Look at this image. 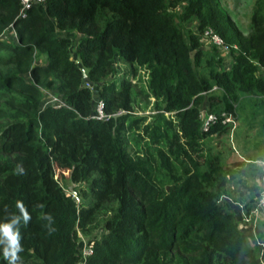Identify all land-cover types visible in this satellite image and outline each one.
Instances as JSON below:
<instances>
[{"label": "trees", "instance_id": "obj_1", "mask_svg": "<svg viewBox=\"0 0 264 264\" xmlns=\"http://www.w3.org/2000/svg\"><path fill=\"white\" fill-rule=\"evenodd\" d=\"M181 2L178 16L197 19L198 30L188 37L173 10ZM41 7L32 5L21 14L20 0H0L5 50L0 51L5 64L0 69V223L15 221L23 248L11 259L8 239L0 233V264H77L79 232L89 235L100 223L101 234L86 238L93 248L88 264L264 263L256 220L237 217L238 203L249 213L253 198L232 199L235 205L222 199L235 190L234 175L203 147L204 136L228 126L217 119L202 131L199 117L213 84L222 90L219 97L208 95L209 108L217 113L233 114L241 94L264 96V76L258 74L264 65L260 6L244 38L217 0H46ZM41 10L54 20V34ZM207 27L229 45L220 52L232 62L217 67L212 62L221 65L225 58L208 57L207 74H200ZM11 29L17 41L2 37ZM63 31L80 34L74 45ZM43 56L45 63L38 64L36 58ZM118 61L146 70L148 91L160 110L135 137L146 141L140 154L127 152L125 133L140 118L114 117L119 109L130 111L133 98L127 80L120 79L117 89L116 79L108 78L117 73ZM26 74L54 86L63 103L43 105L41 91ZM85 80L99 84L96 96ZM99 97L103 118L93 115ZM215 98L224 99L223 109L216 110ZM259 170L260 179L264 168ZM65 179L77 187L79 201L66 190ZM236 183L246 194L260 187L246 177ZM18 202L31 216L27 224ZM246 224L249 231L242 228Z\"/></svg>", "mask_w": 264, "mask_h": 264}, {"label": "rangeland", "instance_id": "obj_2", "mask_svg": "<svg viewBox=\"0 0 264 264\" xmlns=\"http://www.w3.org/2000/svg\"><path fill=\"white\" fill-rule=\"evenodd\" d=\"M218 4L224 13V15L229 19V21L233 24L237 32L242 36V38L246 37L248 34L251 33V27H252V15L257 6H260L262 9V12L264 14V0H217ZM183 9V3L181 2L177 7H175L173 10L176 12V19L178 20L179 24L184 29L185 34L188 37V34L190 31L197 32V19L196 18H190L187 20L181 19L178 16V13ZM41 12L44 14L45 23L47 30L54 34L55 28V22L52 20V18L48 17V15L45 13V11ZM14 29L7 30L3 32L2 37L5 40L13 39L17 41L15 31L13 34ZM62 35H70V38L73 42V45L76 42L77 37L80 35L76 31H70L61 32ZM202 52L200 54V60L201 64L197 66V69L199 70L200 74H207V71L209 69V64L207 63L208 57L216 58L218 55H222L225 60L221 65L217 64L216 61L212 62L213 66L217 67H228L230 63L232 62L231 59H229V54H221L220 50L210 46L205 45V43L202 41ZM0 51H5L0 48ZM74 54V52H72ZM44 56L42 58H36V62L38 64H43L45 61H43ZM229 59V60H228ZM5 64H0V69H4ZM117 73L113 75L112 77H108L109 79L115 78L116 82L115 85L117 89L120 87V79H125L130 83L131 86V95H132V108L130 111L119 109L118 115L121 113L127 114L128 120H130L132 117H139L140 121L135 122L130 130L126 131L128 140L126 142V150L131 155L140 154L142 153V150L144 148V144L146 141H137L135 137L137 135H143V126L145 123H150L152 120H154V117L158 115V111L155 108L156 102L154 96L150 94L148 91L146 80H147V73L146 70L143 67H140L136 65L135 63H128L123 61L117 62ZM258 74H261L264 76V65L260 66L258 69ZM26 78L32 82V78L26 74ZM42 79V78H41ZM88 80V79H87ZM90 82V88L92 89L93 96H96L98 94L97 89L99 87V84H95L92 81ZM46 80L42 79L39 82H34V84L39 88L41 91V100L42 104L48 103L51 101L52 103L59 102L62 103L63 100L60 98L61 95L59 92L56 91L54 86L47 85ZM100 85L102 82H100ZM85 85L86 80H85ZM213 86H216V88L209 89V93L204 94L205 99L200 104V111L208 112L213 111L210 110V101L208 99L209 94H214L216 97L221 96L222 90L215 84ZM211 92V93H210ZM102 98V97H100ZM214 102L216 103V110L223 109L224 108V99L222 98H215ZM96 100H94V106H96ZM164 114L168 117L173 118L176 120L175 115H173L169 111H165ZM234 122L231 126V128H227L225 131L221 133H213L208 134L204 136L203 138V147L207 151L210 156H212L214 159H218L225 168L229 169L231 173L234 175L233 183L235 190L233 191L231 189V196L227 197L228 195H222V199L226 200L227 202L230 201L231 205H235L234 202L231 199H238V197H242L243 195L246 197L245 199L248 201L249 198L247 196L246 189L239 188L240 185L236 183L237 179H240L243 173L246 175L249 174V179L246 177L247 181L250 182H259L260 179L252 177L251 174L259 175L258 173L261 171L260 168H264V164L261 161V158H264V96H255L250 94H241L239 98L237 99V102L234 103ZM128 123V122H127ZM145 135V133H144ZM255 157H260L255 159ZM236 158L243 159V163L247 165L245 166L247 170H241L242 165H234L232 162L235 161ZM253 158V159H252ZM253 161V163H250V161ZM250 164H253L252 167H250ZM240 166V167H239ZM254 175V176H255ZM65 184V188L69 192H76L77 193V187L71 185L66 179L61 180ZM259 185V183H257ZM240 191H242L240 193ZM243 194V195H240ZM250 199H255L257 195V191L253 190L250 191ZM231 198V199H230ZM252 203V202H251ZM238 211V210H237ZM240 215V213H237V217ZM264 219V216L257 217ZM256 219V220H257ZM240 221V219H239ZM242 224V223H241ZM262 227H261V226ZM258 232L261 233V237H264V224L260 223ZM103 230V224L100 223L97 225L96 229L92 231L89 235H84L82 232H79V238H88V236H99Z\"/></svg>", "mask_w": 264, "mask_h": 264}, {"label": "built area", "instance_id": "obj_3", "mask_svg": "<svg viewBox=\"0 0 264 264\" xmlns=\"http://www.w3.org/2000/svg\"><path fill=\"white\" fill-rule=\"evenodd\" d=\"M45 1L46 0H20V3H21L20 13L24 14L25 11L32 5H36L42 8L41 6L45 4ZM13 34H14V31H13ZM202 38L208 45H214L222 53L227 52L229 49V45L224 41L223 37L217 31H215L212 27H207L203 30ZM86 84L87 86H90L89 81H86ZM213 88H216V86H213L211 89ZM55 103L59 105V102H55ZM93 115L94 117H97V118H103L107 116L106 113L103 111V101L100 97L97 100V103L95 106V112ZM199 117L201 119L200 128L202 131L208 130L209 126L213 122H215L217 119H220V121L222 123H225L229 128H231L234 122V115L230 112H226L225 110H222L219 113L215 111H208V112L200 111ZM261 161L264 164V160H261ZM259 182L261 185L257 191V195L255 199L251 203V208H250L251 213L250 212H249L250 214L247 213L244 210L243 206L238 203L239 207L237 208L238 210L237 213H240L239 219L242 222L244 221L249 222L251 221L252 218L256 220L259 215H264V177L263 176L260 178ZM72 195L75 198V200L79 201V195H77L75 192H72ZM80 241H81V244L79 246V249H80L81 255H80V258L77 264H88L87 257L92 253L93 248L91 245L87 243L86 238H83V239L81 238ZM259 244L262 245V242H259ZM261 263L264 264L263 260L261 261Z\"/></svg>", "mask_w": 264, "mask_h": 264}, {"label": "clouds", "instance_id": "obj_4", "mask_svg": "<svg viewBox=\"0 0 264 264\" xmlns=\"http://www.w3.org/2000/svg\"><path fill=\"white\" fill-rule=\"evenodd\" d=\"M17 207L20 209V212L23 215L25 224H27V222L31 219L30 214L28 213L22 202H18ZM14 222L15 221L0 223V233H2L8 239L11 248V259L13 260L17 258V253L23 250L22 246L19 244V236H20L19 229L17 228L14 230L12 226ZM5 257L6 258L8 257L7 249L5 250Z\"/></svg>", "mask_w": 264, "mask_h": 264}, {"label": "crops", "instance_id": "obj_5", "mask_svg": "<svg viewBox=\"0 0 264 264\" xmlns=\"http://www.w3.org/2000/svg\"><path fill=\"white\" fill-rule=\"evenodd\" d=\"M53 20V19H52ZM257 158H260V157H255V159H257ZM253 159V158H252ZM261 159H263V158H261ZM239 165V164H238ZM240 165H242L241 166V170H247L246 169V165H247V163L246 164H244V163H241ZM240 167V166H239ZM250 174V173H249ZM249 174H245V173H243V175L242 176H244V177H247L248 179H249ZM252 175V177H254V178H257L258 177V175H255V174H251ZM255 175V176H254ZM239 188H241V187H239ZM243 189V188H242ZM242 191H240V193H241ZM240 195H243V194H240ZM247 196H248V198L250 199V194H247ZM243 197V196H242ZM260 223H262V224H264V219H261V218H258L257 220H256V226H258L259 228H261L260 226H259V224ZM251 225H248V224H246V225H244L242 228L245 230V231H249L248 229H249V227H250ZM261 234V233H260Z\"/></svg>", "mask_w": 264, "mask_h": 264}, {"label": "water", "instance_id": "obj_6", "mask_svg": "<svg viewBox=\"0 0 264 264\" xmlns=\"http://www.w3.org/2000/svg\"><path fill=\"white\" fill-rule=\"evenodd\" d=\"M117 115H118V113H115V114H114V117H117Z\"/></svg>", "mask_w": 264, "mask_h": 264}]
</instances>
